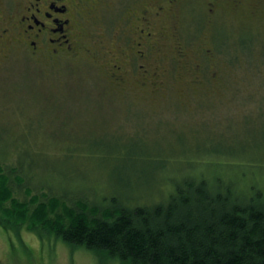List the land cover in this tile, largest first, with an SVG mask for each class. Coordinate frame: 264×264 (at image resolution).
Here are the masks:
<instances>
[{
  "label": "rangeland",
  "instance_id": "rangeland-1",
  "mask_svg": "<svg viewBox=\"0 0 264 264\" xmlns=\"http://www.w3.org/2000/svg\"><path fill=\"white\" fill-rule=\"evenodd\" d=\"M165 27L177 36L160 88H118L87 55L46 60L0 44V165L22 161L15 175L31 190L14 197H55L89 214L113 193L153 203L181 177L216 174L264 194V0H185ZM179 45L183 58L171 53ZM42 180L52 189L33 188ZM0 264L120 263L0 225Z\"/></svg>",
  "mask_w": 264,
  "mask_h": 264
},
{
  "label": "trees",
  "instance_id": "trees-1",
  "mask_svg": "<svg viewBox=\"0 0 264 264\" xmlns=\"http://www.w3.org/2000/svg\"><path fill=\"white\" fill-rule=\"evenodd\" d=\"M18 166L6 171L0 165V225L5 229L25 226L40 238L45 233L120 264H264V194L239 191L224 174L187 182L181 177L172 192L153 203L135 204L128 192L113 193L107 205L88 214L55 197H14L17 189L31 192L29 183L15 175ZM44 181L33 188L52 189Z\"/></svg>",
  "mask_w": 264,
  "mask_h": 264
},
{
  "label": "flooded vegetation",
  "instance_id": "flooded-vegetation-1",
  "mask_svg": "<svg viewBox=\"0 0 264 264\" xmlns=\"http://www.w3.org/2000/svg\"><path fill=\"white\" fill-rule=\"evenodd\" d=\"M184 1L120 0L119 8L112 1L106 9L100 0H0V44L15 43L29 56L46 60L87 55L104 63L102 74L118 88L128 81L136 88H160L159 73L166 71L160 64L170 58L164 49L177 36L165 22ZM206 1L209 6L221 2ZM232 2L238 7L244 0ZM107 11L118 14L108 19ZM178 47L171 53L183 58Z\"/></svg>",
  "mask_w": 264,
  "mask_h": 264
}]
</instances>
